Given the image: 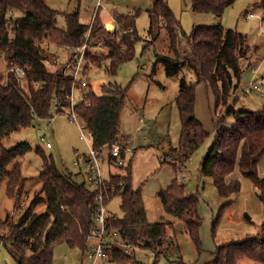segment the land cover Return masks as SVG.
Instances as JSON below:
<instances>
[{"label":"trees","instance_id":"1","mask_svg":"<svg viewBox=\"0 0 264 264\" xmlns=\"http://www.w3.org/2000/svg\"><path fill=\"white\" fill-rule=\"evenodd\" d=\"M234 1L190 0L193 11L212 13L216 23L194 26L187 35L186 48H182L180 40L181 22L167 1L155 0V8L150 12L165 28L171 51L170 54L157 53L156 62L163 63L168 76L185 72L175 98L181 119L179 147L171 148L170 159L165 160L176 171L186 165L191 154L209 136L195 115L197 84L210 85L216 106L223 105L225 109L232 93H236L240 86L246 66L244 61L249 57L251 46L246 34L227 29L222 24L225 9ZM58 13L45 0H0V55L7 63V71L0 72V186L6 181L8 195L18 200L24 187L19 158L33 147L28 142H21L8 148L4 145V138L31 126L36 119H51V108L55 102L56 112H64L70 105L72 84L75 82L81 89L80 81L64 73V64H53L56 60L42 44L49 42L73 52L84 43L89 30L90 44L105 35L106 58L109 60L105 71L115 76L118 66L134 56V44L140 39L136 28L138 13L114 15L117 25L113 30L101 24L91 26L82 23L78 11L66 13L67 25L61 28L58 26ZM112 33L115 37L111 36ZM94 56L97 55L92 50L86 55L84 75L90 68V62L96 61ZM53 65L55 69H52ZM18 67L25 72L26 88L14 70ZM189 72L196 75L195 82L187 80ZM103 90L105 94H96L88 81L87 93L76 101L75 110L84 121V128L89 131L96 150L102 153L105 147L112 149L114 144L121 145V162L112 154L110 161L119 164L125 173L104 178L102 192L106 207L114 197L121 198L123 215L107 214L106 229L116 232L124 242L159 255L165 249L163 245L169 228L174 226V220H180L184 223V231L200 250L202 221L199 195L187 193L184 183L177 177L159 193L163 208L171 219L149 220L141 188H134L132 184L131 162L124 166L122 161L127 137L121 132V114L127 90L113 82L104 85ZM227 112L237 116V124L233 129L218 127L215 141L200 165V175L211 177L223 196L240 191L241 182L235 175L237 168L241 175L252 179L263 189L264 179L259 177L257 167L264 157V111L229 107ZM37 152L43 159L40 172L42 190L16 223L7 219L4 222L7 226L3 225L9 227L3 238L16 264H53L54 248L61 243L88 251L95 226L94 213L100 190L87 187V173L83 181H78L72 172L61 171L52 155L47 156L40 148ZM42 205L44 210L36 212ZM106 252L115 264H140L115 243L109 242ZM214 254V260L208 264H239L243 259L264 264V226L260 234L220 245Z\"/></svg>","mask_w":264,"mask_h":264},{"label":"rangeland","instance_id":"2","mask_svg":"<svg viewBox=\"0 0 264 264\" xmlns=\"http://www.w3.org/2000/svg\"><path fill=\"white\" fill-rule=\"evenodd\" d=\"M45 1L50 7L59 11L58 26L61 28H66L67 25L65 14L76 11L79 12L82 23L101 24L108 30H113L109 25H117L111 22L114 20V15L138 13L136 28L140 39L134 44V56L118 66L115 76H110L105 71V66L109 62L106 58L108 50L103 46L98 48V45H95L92 51L97 55L94 56L96 61L90 62L85 77L89 81L90 89L98 95L105 94L103 86L111 82L127 90L125 106L121 114V132L127 137L126 154L122 161L124 166L131 162L132 184L134 188H141L149 220L159 222L171 219L163 208L159 193L177 177L184 183L187 193H198L199 214L202 221L200 250L184 231V223L174 220L175 225L169 228L163 245L165 249L159 255L139 247L134 249L133 252L137 255L140 264H208L214 260V252L220 245L260 234L264 226V188L241 175L237 168L235 175L241 182V189L238 193L223 196L211 177L200 175V165L215 141L218 127L233 129L236 126L237 116L227 112L229 107L235 110L264 111L263 0H235L225 9L222 16L223 26L246 34L251 52L244 61L246 66L240 86L236 93H232L227 109L223 105L216 106V98L210 85L203 82L197 84L195 115L203 123L209 136L191 154L186 165L179 167L177 171L165 160L171 155V148L179 147L181 119L175 98L185 72L168 76L163 63L156 62L157 53L170 54L171 51L166 30L161 26L160 19L155 14L153 17L150 14L155 8V0H100L101 6L96 12V18L93 16L99 0ZM164 1H167L181 22L182 30L179 34L182 48H186L187 35L194 26L216 23V17L212 13L193 11L190 0ZM250 13L253 16H248ZM117 28L119 29L118 26ZM102 33L105 34L104 31ZM104 37L106 36L103 35L98 40ZM97 41L93 43L96 44ZM42 47L51 53L52 58L56 60L53 63L56 66L64 64L65 67L70 61L69 57L72 54L70 49L49 42H44ZM85 65L86 62L83 68ZM56 66L53 65L52 69ZM6 71V60L0 55V72ZM81 76L80 74L79 78ZM187 80L196 81L194 72L187 73ZM251 82H257L262 89L244 94L242 88ZM22 84L24 88L27 87L25 78ZM64 110L62 113H57L53 106L51 119H36L31 126L11 133L3 140L8 148L21 142H28L33 149L19 158L24 179L20 200L8 195L6 181L0 186V264H16L3 238L9 231V227H6L7 224L4 222L9 219L11 223H16L31 200L42 190L40 172L43 159L37 149L40 148L47 156L52 155L61 171H70L78 181L84 180L87 171L85 154L89 152L93 141L86 128L84 132L88 136V142L81 139L84 121L81 118L74 121L70 117L71 110L69 108ZM48 142L51 147L47 146ZM111 151L110 147H105L102 153L100 152L102 175L105 179L111 174L125 173L124 168L110 161ZM77 160L79 163H76ZM257 170L259 177L264 179V157L259 160ZM86 184L93 189L88 182ZM120 205L121 198L116 196L110 200L107 210L111 215L121 217L123 210ZM43 210L42 205L36 209V212ZM93 243L94 238L90 237L89 249ZM53 258V264L92 263L87 251L72 248L66 243L55 246ZM106 264L115 263L108 261ZM240 264L262 263L243 259Z\"/></svg>","mask_w":264,"mask_h":264},{"label":"built area","instance_id":"3","mask_svg":"<svg viewBox=\"0 0 264 264\" xmlns=\"http://www.w3.org/2000/svg\"><path fill=\"white\" fill-rule=\"evenodd\" d=\"M101 6L100 0L98 1V6L95 10V15L98 10V8ZM95 15L93 16L95 18ZM248 16H253L252 13H250ZM92 26V25H91ZM89 35H90V30L86 34V38L84 43L79 46L78 48H75L72 54L70 55L69 59L70 61L67 63V65L64 67V73L66 75H72L75 81H80V87L81 89H78L77 84L74 82L72 84V92L70 94V105L69 109L71 110L72 115L70 116L74 121H77L79 118L76 110H75V104L77 101V98H82L83 95L87 93V87H88V80L85 77L83 70V65L85 63V58L86 55L90 50L95 45H98V48L104 47L105 49L106 46L104 44V39L101 38L100 40L97 41L96 44L91 45L89 43ZM112 37H115V34H111ZM17 77L19 80H24L25 78V72L21 68H15L14 69ZM80 74L81 78H79ZM262 87L257 83V82H251L247 84V86L242 88V92L244 94H248L249 92L253 90H261ZM54 106L56 108V102L54 103ZM81 139L85 140L88 142V136L84 132V127L81 128ZM44 139V138H43ZM48 147H51V144L48 142L47 143ZM112 156L118 157L119 161L120 160V155H121V145L120 144H114L112 151H111ZM85 161H86V166H87V178L90 186L93 189H98L100 190V193L97 195V206L96 210L94 213V219H95V226L93 227V236L96 239L95 244L87 251L90 259L92 260L91 264H106L108 261H110V258L106 252L107 245L109 242L115 243L119 246H121L124 250V252L135 259H137V255L133 252L134 249L137 248V246H133L130 243L124 242L119 239L115 238V234H112L106 229L105 221L106 217L108 214L107 207L104 202V196L102 192V185H103V175H102V168H101V153L96 150L93 147V144L90 146V150L88 153L85 154ZM76 163H79L78 160Z\"/></svg>","mask_w":264,"mask_h":264},{"label":"crops","instance_id":"4","mask_svg":"<svg viewBox=\"0 0 264 264\" xmlns=\"http://www.w3.org/2000/svg\"><path fill=\"white\" fill-rule=\"evenodd\" d=\"M111 22H114V20L111 21ZM109 26L113 27L114 25H109ZM113 28H114V27H113ZM108 213H109V211H108ZM109 214H110V213H109ZM174 223H175V222H174ZM174 225H175V224H174ZM111 233H112V234H115V238L119 239L120 236H119L116 232L113 231V232H111ZM92 237L94 238V243H93V244H95L96 239H95L94 236H92ZM92 246H93V245H92ZM92 246H91V247H92ZM241 261H242V260H241ZM241 261H240V262H241ZM239 264H240V263H239Z\"/></svg>","mask_w":264,"mask_h":264},{"label":"water","instance_id":"5","mask_svg":"<svg viewBox=\"0 0 264 264\" xmlns=\"http://www.w3.org/2000/svg\"><path fill=\"white\" fill-rule=\"evenodd\" d=\"M113 28V27H112Z\"/></svg>","mask_w":264,"mask_h":264}]
</instances>
